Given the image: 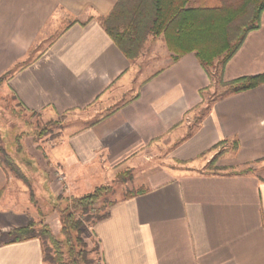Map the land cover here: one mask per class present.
I'll use <instances>...</instances> for the list:
<instances>
[{
    "label": "crops",
    "instance_id": "obj_1",
    "mask_svg": "<svg viewBox=\"0 0 264 264\" xmlns=\"http://www.w3.org/2000/svg\"><path fill=\"white\" fill-rule=\"evenodd\" d=\"M117 2L0 0L6 89L25 112L75 116L48 154L73 197L124 169L130 191H145L92 227L100 263L264 264V85L213 99L188 133L212 74L194 53L175 59L162 36H148L129 61L100 22ZM262 73L264 11L222 81ZM11 181L0 165V223L26 216L11 210ZM0 264L51 263L31 239L1 243Z\"/></svg>",
    "mask_w": 264,
    "mask_h": 264
},
{
    "label": "trees",
    "instance_id": "obj_2",
    "mask_svg": "<svg viewBox=\"0 0 264 264\" xmlns=\"http://www.w3.org/2000/svg\"><path fill=\"white\" fill-rule=\"evenodd\" d=\"M263 11L264 0H216L213 3L204 0L201 4L198 0H118L112 12L100 22L106 34L129 61L139 56L148 36H162L175 59L194 53L205 72L210 73L209 69L217 68L216 79L224 89L219 96H225L264 85V73L231 82L222 81L224 66L238 51L248 33L258 29ZM223 144H217L212 150ZM236 147L237 144H233L232 150ZM2 157L0 165L4 163L17 178L25 182L18 167L3 151ZM216 158L208 164L213 167L211 171L216 170ZM106 191L102 186L87 195L65 199L66 206L59 210L60 240L53 237L46 226L36 232L35 224L28 223L9 231L8 242L38 239L42 243L44 261L55 264H90L79 234L84 229V222L91 220L93 227L105 219L109 209L116 204L108 203L105 213L95 214L92 218L88 216ZM144 193L130 192L123 200ZM42 238L49 241L55 258H48L45 254ZM62 243L66 246V252L61 250ZM64 257L67 260L65 263Z\"/></svg>",
    "mask_w": 264,
    "mask_h": 264
},
{
    "label": "rangeland",
    "instance_id": "obj_3",
    "mask_svg": "<svg viewBox=\"0 0 264 264\" xmlns=\"http://www.w3.org/2000/svg\"><path fill=\"white\" fill-rule=\"evenodd\" d=\"M215 68L209 69L212 74V86L203 95L202 109L197 110L192 119H190L192 125L189 126L188 133L206 112V108L211 101L224 91L222 87L216 85L218 81L215 75L217 68ZM3 78H0V161L3 160V151L10 157L12 162L18 167L20 174L24 177L25 182L17 178L4 163L2 164L12 177L10 182L11 210L20 208V214H25L26 216L18 217L17 222L15 220V224L0 223V231L4 232H0V244L9 241L10 238L7 233L14 229L15 225H20L24 221L26 225L28 223L35 224L36 232L46 226L51 235L60 240L59 210L66 206L65 199L73 197V195L69 191L64 169L60 165L52 164L48 154L51 149L57 147L59 140L75 116L48 119L35 113L25 112L6 89V77L5 79ZM226 147L229 150L232 149L233 145L230 144ZM206 169L211 171L213 167L207 165ZM131 178L132 171L124 169L122 172L117 173L113 180H109L105 185H102L107 191L93 206V210L88 216L92 218L95 214L105 213L108 203L116 202L130 192H134L130 191L132 188L130 184ZM83 227L84 229L79 234V238L85 244L87 258L91 261L90 264H101L98 244L92 236L91 220L84 222ZM42 242L48 258H55L49 241L46 238H42ZM65 247L64 243H62V252H66ZM63 262H67L66 257H64Z\"/></svg>",
    "mask_w": 264,
    "mask_h": 264
}]
</instances>
